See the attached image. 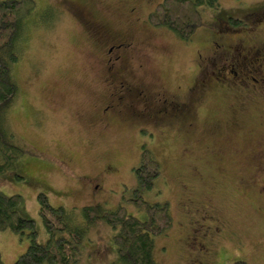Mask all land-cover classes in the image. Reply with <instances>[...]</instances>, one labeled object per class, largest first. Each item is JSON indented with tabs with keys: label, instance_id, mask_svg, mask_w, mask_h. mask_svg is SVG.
Returning <instances> with one entry per match:
<instances>
[{
	"label": "rangeland",
	"instance_id": "1",
	"mask_svg": "<svg viewBox=\"0 0 264 264\" xmlns=\"http://www.w3.org/2000/svg\"><path fill=\"white\" fill-rule=\"evenodd\" d=\"M36 1L8 113L31 153L0 175V188L23 195L20 213L37 221L39 240L47 241L41 192L54 206L122 204L146 218L129 200L146 146L161 174L143 195L168 201L173 216L155 239L158 264H264V50L253 47L264 46V0L202 6L205 25L190 40L150 22L162 0ZM231 17L243 24L230 27ZM217 33L224 48L240 45L220 52ZM223 65L238 76L228 71L223 83ZM146 106L164 117L150 120ZM75 220L84 225L79 213ZM114 233L105 223L89 227L79 264L117 263ZM28 245L27 232H0L6 264Z\"/></svg>",
	"mask_w": 264,
	"mask_h": 264
},
{
	"label": "trees",
	"instance_id": "2",
	"mask_svg": "<svg viewBox=\"0 0 264 264\" xmlns=\"http://www.w3.org/2000/svg\"><path fill=\"white\" fill-rule=\"evenodd\" d=\"M219 7L218 0H162L149 15L154 26H165L183 40H190L205 25L202 6ZM37 7L36 0H0V175L17 167L27 153L16 141L8 113L20 90L13 75V67L20 60V46L25 33V21ZM230 27L243 24L240 18L231 17ZM140 187L129 200L146 211L140 218L129 212L125 205L108 209L98 203L80 210L54 206L45 193L38 194L39 216L47 241L39 240L37 221L21 215L24 197L8 194L0 188V232L10 229L24 235L28 233L29 245L13 264H79L78 253L85 242L89 227L105 223L114 228L112 240L119 264H158L154 256L155 239L173 225L168 201L150 202L143 191L152 190L161 174V163L146 146L139 167L135 169ZM80 214L84 225L77 224ZM112 262L110 264H117ZM0 264H6L0 248ZM235 264H245L238 261Z\"/></svg>",
	"mask_w": 264,
	"mask_h": 264
},
{
	"label": "flooded vegetation",
	"instance_id": "3",
	"mask_svg": "<svg viewBox=\"0 0 264 264\" xmlns=\"http://www.w3.org/2000/svg\"><path fill=\"white\" fill-rule=\"evenodd\" d=\"M224 37V36H223ZM223 37H222V35H220V33H217V34H214L213 36H212V38L214 39L213 40V43H217L218 45H219V48H218V50H220V52H222V50H221V48L220 47H222V49H226V52H228V51H233L234 50V48L235 47H237V46H239L240 45V43H239V45H238V43H236V44H234V45H230V47L229 48H224V44H223V42H222V40H223ZM216 38H219V40H217ZM221 41V42H220ZM242 41V40H241ZM245 44H246V42L244 43V41H242V44L241 45H243L244 47H245ZM255 45H260L261 47H260V49H258L259 51H261V50H264L263 49V45L261 44V42H259V43H257V42H254L253 43V47L255 46ZM240 48V47H239ZM219 51H218V53H220ZM232 53V52H231ZM240 55H242V54H240ZM261 58H264V57H261ZM108 60H110V59H107V62H108ZM236 60H237V58L234 60V63H232L231 65L232 66H234V65H236L235 64V62H236ZM116 67H117V65L115 66V69H116ZM110 71V70H109ZM228 71H230L231 73H232V75H234V76H238L237 74H238V70H233V69H231V67L230 68H228L227 67V65H223L221 68H220V70H219V73L220 74H224V79L222 80V82L223 83H226L227 82V80L228 79H230L228 76H226V73L228 72ZM111 72V71H110ZM118 74H116L115 75V77L117 76ZM130 75V74H129ZM217 78H219L220 79V77H218L217 76ZM254 80H255V82H259V80H257V79H255V78H253ZM261 79H263V80H260V81H263L264 82V78H261ZM119 82H121L122 83V81H119ZM228 82H229V80H228ZM234 82L236 83V80H234ZM225 85V84H224ZM226 86V85H225ZM131 90H136V89H134V88H130ZM137 91V90H136ZM146 92H147V90H145ZM143 93H144V91H142ZM138 93H140L141 94V92H140V90H138ZM148 93L150 94V95H153V92L152 91H149L148 90ZM148 94V95H149ZM139 98H141V97H139ZM144 100L142 101V102H146V101H148V100H151V98H150V96L148 97V98H143ZM112 104V103H111ZM147 107V106H146ZM144 111H145V113H146V115H147V117L150 119V120H152V121H156V120H158V119H160V117H164V116H162V115H164L163 113H160V114H154L153 113V111L150 109L149 110V108L147 107V108H145L144 109ZM159 111L160 110H158V113H159ZM165 113H167L168 114V111H166L165 110ZM158 115V116H157ZM166 117V116H165Z\"/></svg>",
	"mask_w": 264,
	"mask_h": 264
}]
</instances>
